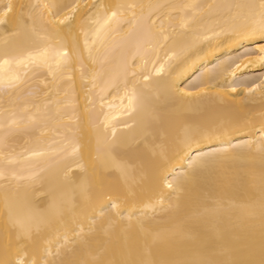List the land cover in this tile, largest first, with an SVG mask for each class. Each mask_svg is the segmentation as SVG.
<instances>
[{
  "label": "bare ground",
  "instance_id": "obj_1",
  "mask_svg": "<svg viewBox=\"0 0 264 264\" xmlns=\"http://www.w3.org/2000/svg\"><path fill=\"white\" fill-rule=\"evenodd\" d=\"M0 264H264V0H0Z\"/></svg>",
  "mask_w": 264,
  "mask_h": 264
}]
</instances>
